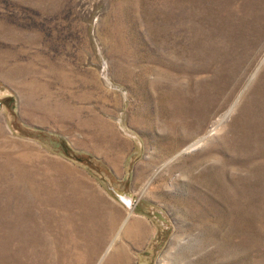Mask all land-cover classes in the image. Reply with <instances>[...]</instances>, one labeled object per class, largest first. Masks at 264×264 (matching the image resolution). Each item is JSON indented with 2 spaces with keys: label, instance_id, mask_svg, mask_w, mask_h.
I'll return each mask as SVG.
<instances>
[{
  "label": "rangeland",
  "instance_id": "374dc122",
  "mask_svg": "<svg viewBox=\"0 0 264 264\" xmlns=\"http://www.w3.org/2000/svg\"><path fill=\"white\" fill-rule=\"evenodd\" d=\"M0 264H264V0H0Z\"/></svg>",
  "mask_w": 264,
  "mask_h": 264
},
{
  "label": "water",
  "instance_id": "95a60500",
  "mask_svg": "<svg viewBox=\"0 0 264 264\" xmlns=\"http://www.w3.org/2000/svg\"><path fill=\"white\" fill-rule=\"evenodd\" d=\"M109 187L112 189L116 197L122 201L127 207L131 208L133 207V199L129 192H122L116 187L109 185Z\"/></svg>",
  "mask_w": 264,
  "mask_h": 264
}]
</instances>
